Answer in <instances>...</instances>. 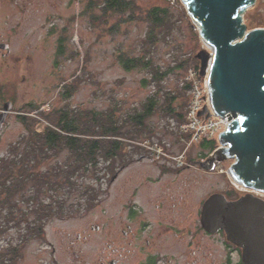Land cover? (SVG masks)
<instances>
[{
    "label": "rangeland",
    "instance_id": "1",
    "mask_svg": "<svg viewBox=\"0 0 264 264\" xmlns=\"http://www.w3.org/2000/svg\"><path fill=\"white\" fill-rule=\"evenodd\" d=\"M131 1L135 5L133 12L111 14L107 19L102 17L101 20H93L92 15L97 17L103 15L100 8H95L93 11L90 9L97 0H14L17 7H22V4L26 5L27 2L31 4L27 5L24 15L17 13L15 19L22 20V32L26 34L27 46L33 48L35 44L39 47L37 55L41 63L38 64L39 75L36 82L40 90L42 89L40 92L42 115L40 119H33L38 121L37 125L31 122V124L24 123L22 127L14 120L9 121L0 142V160L8 153L7 147L11 143L15 141L17 143L20 137L26 134V130L30 131L26 125L41 133L43 128L48 126L43 118L53 116L58 110L70 109L81 114L113 110L115 119L123 127L120 130L123 136H119L118 140L120 147L123 148L122 156H127L128 160L120 159L119 150L113 160L101 163L103 172L97 174L98 178L95 175L84 179L77 177L70 181L72 184H64L61 188L52 189V191L46 190L44 186L37 189L39 191L37 197L44 203L52 202L53 207L56 208L55 213L57 203H61L64 209L61 216L48 219L43 226L44 242L54 245L57 256L65 251L64 246L71 237L72 241H79L76 243L75 250L73 249V252L77 254H80V251L86 253L93 246L96 250L104 247L107 242H113L114 230L122 226L120 219L121 216L124 217V213L121 214V211L125 204H129L134 198L149 209V205L142 200L145 195L151 196V199L157 194H168V192L179 195L182 190L177 183L188 174L196 175L198 183L190 190L188 186L184 193H188L190 199L195 197L196 202L209 192L222 193L224 184L236 197L248 195L242 191V188H234L231 184L229 170L234 160L222 158L223 156L219 153L221 151L219 137L227 125L222 128L220 126L209 128L211 131L203 134H210V139L217 141V147L212 153L213 161H218L219 166L214 174H207L205 171L186 168V166H183L186 169L178 170V166H182L185 160L192 163V159L194 160L199 152L207 153L199 146L201 139L197 140L196 137L200 136L204 129L189 126L187 115L186 122L180 125L175 119L164 116L165 113L158 109V112L153 114L147 122L151 133L143 131L141 135H137L133 126L125 124V120L129 119L128 116L132 114L134 108L139 110L147 96L154 92V86L142 84L143 79L149 78L147 70L125 71L118 62V55L125 54L131 57L143 55L151 60L152 65L167 71L160 86L161 90L176 96L177 100L173 102V106L178 109L184 108L185 113L192 99V82L187 79L190 69L193 70L194 66L199 64V72L198 56L202 51L208 52L210 56V51L201 40L199 30L189 17L181 0ZM67 2H69L68 7H66ZM6 7H11L7 0H3L2 4L0 2V31L5 26L3 21L5 15L3 16L1 9ZM153 7L165 9L169 14L168 24L156 30V40L150 44L145 40L149 31L147 12ZM243 20L247 31L264 29V0H256V4L244 14ZM50 23L55 25V33L48 32ZM60 40L63 44V54L59 55L58 51L56 56ZM55 64L56 68L52 69ZM206 81V76L197 74L195 82L203 108L207 104L209 95ZM186 83L191 86L184 90ZM65 85H69L72 90L67 99L62 96ZM30 90L35 91L33 88ZM200 122L208 123L205 119H201ZM215 123L218 122L215 120ZM203 135L201 138H204ZM103 139L106 143L110 141L107 137ZM130 156H134V161L138 162L130 164L131 162H128L131 160ZM150 159L159 164L172 163L169 168L172 175H166L164 179H166L165 188L175 187L173 191L158 189L154 183L147 187L143 186L146 173L151 177L157 174V169L150 163ZM66 160L67 151L65 150L39 165L38 172L51 169L57 162L63 165ZM204 161L206 163L208 160ZM117 164L126 165V169L115 180L114 175L119 167ZM138 171H142L143 175L133 176L129 180V177ZM54 180L51 179V183L55 184ZM124 183L126 185L122 191L121 185ZM34 190V185L31 182L28 183L26 194L29 199L36 197L35 194L32 195ZM190 205L196 206L193 202H188V207ZM2 218L1 214L0 223ZM194 218L195 213L190 219ZM30 219L34 220V215H31ZM90 224L102 226L103 229L99 233H90L88 230ZM186 226L193 227L194 223L186 222ZM22 230L23 227L20 230L13 227L0 236V252L10 246L17 247L21 241ZM108 232H110L109 235H107ZM78 235H80L79 240ZM169 243L181 244L178 240H172ZM51 252V247L46 249L39 239L31 238L22 244L17 264H49Z\"/></svg>",
    "mask_w": 264,
    "mask_h": 264
},
{
    "label": "flooded vegetation",
    "instance_id": "2",
    "mask_svg": "<svg viewBox=\"0 0 264 264\" xmlns=\"http://www.w3.org/2000/svg\"><path fill=\"white\" fill-rule=\"evenodd\" d=\"M7 1L11 7L1 9L3 16L5 15L3 18L5 26L0 31V119H2L0 142L9 121L14 120L23 127L24 123L31 124L33 119H40L42 115L40 96L42 89L40 90L39 84L36 82L39 75L38 64L41 63L39 61L41 59L37 55L39 47L35 44L33 48L27 46L26 34L22 32V20L16 21L15 19L17 13L24 15L27 5L31 4L27 2L26 5L22 4V7H17L14 0ZM0 2L2 4L3 0ZM68 6L69 2L66 3V7ZM54 26L53 23H50L48 32L55 33L56 27ZM58 50L57 46L56 56ZM54 68H56V64L52 66V69ZM30 133L26 130V134L22 135L17 143L16 141L11 143L7 147L8 153L20 142L22 144L19 151L24 150L25 139ZM119 150L121 152L120 159L128 160L127 156H122L123 148L120 147ZM209 154L199 152L195 159H192V163L185 160L182 166L177 165L178 170L188 167L205 171L207 174H214L219 162L213 161V153ZM143 157L148 158L147 156ZM130 158L131 160L128 161L131 162L130 164L138 162L134 161V156H130ZM150 160V163L157 169V174L155 177H151L146 173L143 186L147 187L154 183L158 189L173 191L172 189L175 187L165 188L166 179H164L166 175L172 173L169 169L172 163L162 162L163 164H159ZM204 160L208 161L204 163ZM1 165L2 161L0 160ZM118 166L119 164H117ZM125 167L126 165L122 164L116 169L115 180L126 169ZM138 175L142 176L143 172L138 171L135 175L133 173L129 180ZM197 183L196 175L188 174L177 183V186H181L182 190L179 195L168 192V194H157L152 199L151 196L145 195L142 200L149 205V209L141 205L138 199L137 201L134 198L131 199L129 204H125L122 208L121 214L124 213V217L121 216L120 219L122 226L114 230L113 242H107L104 247L96 250L93 246L86 253L73 252L79 241H72L71 237V240L64 246L65 251L57 256L53 244L46 241L45 243L44 237L39 239L46 249L50 247L52 249L49 264H245L242 258V249L230 243L223 230L207 231L201 222L203 206L211 196L221 194L226 201L234 202L244 195L236 197L233 191H230L229 187L224 184L222 193L209 192L196 202L195 197L190 199L189 194L184 192L188 186L190 190ZM125 185L126 183L121 185L122 191H124ZM249 194L264 202V195L255 192ZM188 202H193L196 206L188 207ZM194 213L195 218L190 219ZM189 221L194 223L193 227L186 226V222L188 224ZM102 229L103 227L99 225L90 224L88 226V230L93 234L99 233ZM77 239H80V235L77 236ZM172 240H178L181 244L169 243ZM94 253L95 255H93Z\"/></svg>",
    "mask_w": 264,
    "mask_h": 264
},
{
    "label": "water",
    "instance_id": "3",
    "mask_svg": "<svg viewBox=\"0 0 264 264\" xmlns=\"http://www.w3.org/2000/svg\"><path fill=\"white\" fill-rule=\"evenodd\" d=\"M204 45L200 76H207L213 113L230 123L219 137L233 159L230 175L247 188L264 192V29L247 31L244 14L256 0H181ZM207 114L204 108L199 116ZM2 119H0V129ZM202 226L223 230L242 249L245 264H264V202L245 195L234 202L221 194L203 206Z\"/></svg>",
    "mask_w": 264,
    "mask_h": 264
},
{
    "label": "trees",
    "instance_id": "4",
    "mask_svg": "<svg viewBox=\"0 0 264 264\" xmlns=\"http://www.w3.org/2000/svg\"><path fill=\"white\" fill-rule=\"evenodd\" d=\"M95 8H100L103 15L101 17L92 15V19L101 20L102 17L107 19L111 14L133 12L135 5L131 0H97V3L90 7L91 11ZM168 14L169 12L159 7H153L147 12L149 31L145 40L148 43H154L156 30L168 24ZM58 51L59 55L63 54L62 40L59 42ZM118 62L125 71L147 70L149 78L143 79L142 84L154 86V92L147 96L141 108L139 110L134 108L132 114L128 116L129 119L125 120V124L133 126L137 135H141L143 131L151 133L147 122L153 114L158 112V109L165 113L164 116L175 119L180 125L186 122L187 112L183 111L184 108L178 109L173 106L177 97L161 90L160 86L167 71L152 65L151 60L143 55L131 57L120 54ZM198 69L199 64H196L193 70L197 74H199ZM190 86L186 83L184 90L189 89ZM71 93L70 86L65 85L62 96L67 99ZM161 100H163L162 104ZM43 120L48 126H45L41 133L26 125L32 134L26 137L24 150L19 151L22 144L20 142L1 160L0 215H3V220L0 223V236L13 227L19 230L23 227V230L20 233L21 241L17 247L10 246L0 252V264H17L22 244L31 238L43 239L45 222L63 214L64 209L61 203H57L55 213L56 208L53 207L51 198H49L51 203H44L37 197L39 187L44 186L46 190L52 191V189L61 188L64 184H72L70 181L77 177L84 179L95 175L98 178L97 174L103 172L101 163L113 160L121 146L118 138L123 136L120 132L123 127L115 119L113 110L90 111L81 114L74 110L64 109L58 110L51 117H44ZM33 122L38 124V121ZM104 137L109 138L110 141L104 142ZM199 146L209 154L217 147V141L201 138ZM65 150L67 160L63 165L57 162L51 169L38 172L39 165ZM50 178L55 179V184L51 183ZM30 182L35 187L32 195L35 194L36 197L29 199L26 187ZM31 215H34V220L30 219Z\"/></svg>",
    "mask_w": 264,
    "mask_h": 264
},
{
    "label": "built area",
    "instance_id": "5",
    "mask_svg": "<svg viewBox=\"0 0 264 264\" xmlns=\"http://www.w3.org/2000/svg\"><path fill=\"white\" fill-rule=\"evenodd\" d=\"M191 71L189 72V75H188V80L192 82V90H191V93H192V99L190 101V104L188 106V109H187V122L189 121V126H193L195 129H204L202 132H201V135L205 134L206 132L208 131H211L209 128H213L215 126H220V128H222L224 125H228L224 118H220L218 116H216L212 109H211V106H210V102H209V95H208V101H207V104L204 108H207L209 110V113H210V117L207 118V114H205L203 117H200L199 114L201 113V111L204 109L203 106H202V102H201V97H200V93H199V90H198V86L195 82V78L197 77V73L196 71L190 69ZM207 78V76H206ZM206 88L208 89V93H209V88H208V83L206 81ZM201 119H205V121H207L208 123H205V122H200ZM215 120L218 122V123H215ZM200 133V132H198ZM196 136L197 137V140L201 139L202 136ZM195 137V138H196ZM204 138H208L210 139V134H206V135H203ZM229 178L231 179L232 181V186L234 188H242V191L244 192H258L260 195H264V192H261V191H257L253 188H247L245 187L242 183L236 181L230 174H229ZM239 184V186L237 185ZM248 189H252V190H248Z\"/></svg>",
    "mask_w": 264,
    "mask_h": 264
},
{
    "label": "bare ground",
    "instance_id": "6",
    "mask_svg": "<svg viewBox=\"0 0 264 264\" xmlns=\"http://www.w3.org/2000/svg\"><path fill=\"white\" fill-rule=\"evenodd\" d=\"M207 49L210 51L209 53H210V55H211V53H212V49H211V48H208V47H207ZM207 53H208V52H207ZM224 120H225V122L229 125L230 122H229L226 118H224ZM228 125H227V126H228ZM227 126H226V127H227ZM237 185L239 186V184H237ZM248 190H252V189H248ZM252 191H253V190H252ZM254 192H255V191H254ZM256 193H258V192H256Z\"/></svg>",
    "mask_w": 264,
    "mask_h": 264
}]
</instances>
